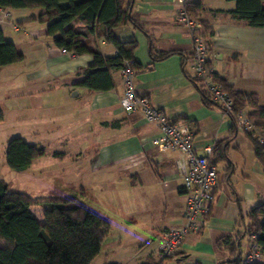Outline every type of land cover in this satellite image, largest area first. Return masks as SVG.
Here are the masks:
<instances>
[{"label":"crops","instance_id":"1","mask_svg":"<svg viewBox=\"0 0 264 264\" xmlns=\"http://www.w3.org/2000/svg\"><path fill=\"white\" fill-rule=\"evenodd\" d=\"M129 1L130 17L139 28L132 22L115 28L113 35L120 42H136L134 60L141 68L134 79L137 94L147 97L172 122L188 126L198 155L216 143L227 146L225 158L215 162L218 181L208 223L200 233L186 236L174 258H160L157 236L181 224L185 207L178 170L181 155L155 149L152 139L158 135L157 126L141 114L121 109L119 71L111 72L114 88L110 91L76 87L84 78L78 73L92 64L91 56H74L54 47L45 25L34 20L37 17L22 16L17 20L21 25L17 33H22L10 42L24 60L0 69V122L7 113L25 112L38 138L30 144L63 153L57 160L74 165V173L68 176L75 177L81 188H70L69 195L71 190L76 195L90 194L94 202L87 205L110 222L92 264L222 263L228 252L217 247L218 241L233 234L237 224L264 202L258 160L246 135L237 129L233 134L229 118L204 105L187 77L191 40L188 31L174 22L180 0ZM196 1L202 5L196 17L212 33L207 38L216 75L237 92L256 95L264 107V28L232 19L227 12L234 10V2ZM5 27L0 25L4 37ZM89 46L103 56L115 55L102 39L91 38ZM151 46L169 56L152 61ZM113 122L119 123L117 128L104 126ZM41 158L23 172L37 168L35 174L40 173L45 182L49 171L40 168ZM247 244L244 240L243 251ZM256 264H264V255Z\"/></svg>","mask_w":264,"mask_h":264},{"label":"trees","instance_id":"2","mask_svg":"<svg viewBox=\"0 0 264 264\" xmlns=\"http://www.w3.org/2000/svg\"><path fill=\"white\" fill-rule=\"evenodd\" d=\"M226 1L235 3L234 10L227 12L232 19L250 28H264V0ZM0 9H41L42 13L34 20L45 25L46 36L54 47L74 56H91L92 64L78 73L84 76L75 85L78 88L89 92L110 91L114 88L111 72L120 71L127 62L135 73L141 69L134 60L136 42H120L113 35L115 28L133 22L129 0H0ZM185 9L197 19L202 5L200 1L190 0ZM133 23L139 28L137 23ZM202 26V33L208 41L207 36L212 33ZM91 38L104 40L114 48L115 55L103 56L90 47ZM167 56L168 53H157L150 47L152 61ZM23 60V54L5 39L0 30V69ZM187 75L190 80V75ZM214 77L224 86L233 103L232 111L227 115L232 133L236 130L237 115L243 111L255 130L264 136V107L259 105L256 95L237 92L216 73ZM195 89L204 105L220 110L201 88L195 86ZM118 125V122L104 124L112 128ZM245 135L264 168L260 146L250 133ZM226 149L227 146L221 143L212 147L215 165L216 161L225 158ZM44 155L43 147L29 144L21 138H13L6 144V166L14 172L27 170L34 160ZM63 156V153H53L55 158ZM76 196V191L71 190L69 197L63 200H38L24 192H10L8 184L0 179V264H92L110 231V222ZM35 208L40 209L39 216L34 213ZM237 228L233 234L218 241L217 247L228 252V259L219 264H243L242 243L251 236H255V242L264 255V202L255 206L237 224Z\"/></svg>","mask_w":264,"mask_h":264},{"label":"built area","instance_id":"3","mask_svg":"<svg viewBox=\"0 0 264 264\" xmlns=\"http://www.w3.org/2000/svg\"><path fill=\"white\" fill-rule=\"evenodd\" d=\"M189 1L180 0V9L175 14L174 22L188 31L191 40V55L188 59L190 82L194 87L201 88L209 96L210 101L220 108L221 113L227 116L232 111L233 103L224 86L214 77L209 43L202 33L203 26L185 9ZM9 14L8 10L0 9V25L9 26L18 32L20 28L10 22ZM119 72L123 85L121 109L127 114H141L146 122L157 126L158 135L152 139L155 149L159 152H178L181 155L178 170L182 179L181 190L185 195L181 224L172 226L157 236V251L160 258H174L186 236L200 233L208 223L213 192L218 181L217 168L212 162V147H205L204 155H198L188 126L172 122L162 110L153 107L147 97L137 94L134 85L135 72L129 62ZM236 129L252 135L260 146L264 158V136L255 130L243 111L237 115ZM261 256L255 236H251L242 263H256Z\"/></svg>","mask_w":264,"mask_h":264},{"label":"rangeland","instance_id":"4","mask_svg":"<svg viewBox=\"0 0 264 264\" xmlns=\"http://www.w3.org/2000/svg\"><path fill=\"white\" fill-rule=\"evenodd\" d=\"M10 14V22L17 24V20H20L22 16L24 18L30 19L32 17H37L42 13L41 9H24L8 11ZM194 18V17H193ZM22 32L17 33L13 31L9 26L5 27V39L18 40L17 38ZM29 120L25 112L20 113H7L6 119L3 123L0 122V179L8 184V189L10 192H24L31 195L34 199L38 200H63L69 197V189H79L81 185L76 182L75 177L68 176V172L74 173V165H71L69 161L57 160L58 158L53 157V153L50 148L44 149L45 155L41 158L40 168H47L49 171V176L43 182V178L39 174H35L37 168L31 169L28 172H14L8 169L6 166L5 151L6 144L9 140L13 138H21L27 143H33L34 140L38 138L33 135V128L30 126ZM260 167L261 177L264 179V172L262 169L263 165L258 162ZM64 172H66L64 174ZM47 177V176H46ZM45 177V178H46ZM119 186H114V191H118ZM90 196V197H89ZM76 198L86 205L94 201L91 199L90 194H83L78 192ZM34 213L36 216L40 215V209L35 208Z\"/></svg>","mask_w":264,"mask_h":264}]
</instances>
